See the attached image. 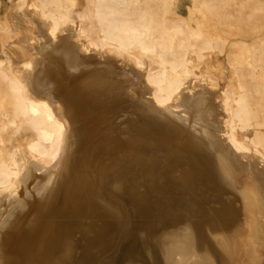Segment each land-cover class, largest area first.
I'll use <instances>...</instances> for the list:
<instances>
[{
    "label": "bare ground",
    "instance_id": "bare-ground-1",
    "mask_svg": "<svg viewBox=\"0 0 264 264\" xmlns=\"http://www.w3.org/2000/svg\"><path fill=\"white\" fill-rule=\"evenodd\" d=\"M178 1L0 0V264H99L100 173L159 264H264V0Z\"/></svg>",
    "mask_w": 264,
    "mask_h": 264
},
{
    "label": "water",
    "instance_id": "water-1",
    "mask_svg": "<svg viewBox=\"0 0 264 264\" xmlns=\"http://www.w3.org/2000/svg\"><path fill=\"white\" fill-rule=\"evenodd\" d=\"M125 179V173H100L97 179L99 198L116 211L119 221L117 240L99 264H159L147 225L109 192V185Z\"/></svg>",
    "mask_w": 264,
    "mask_h": 264
},
{
    "label": "rangeland",
    "instance_id": "rangeland-1",
    "mask_svg": "<svg viewBox=\"0 0 264 264\" xmlns=\"http://www.w3.org/2000/svg\"><path fill=\"white\" fill-rule=\"evenodd\" d=\"M189 1L190 0H179L178 1V5H179V13H181L183 16H186L187 15V5L189 4ZM18 21L20 24H22V21L18 18ZM261 35L264 34V31H262L260 33ZM258 43V42H257ZM261 43V42H260ZM220 64L222 66V69H223V73H222V79H221V82H225L228 74H229V70H228V63H227V60L225 58H222L221 61H220ZM208 159V162L209 164L215 169V171L218 172V175H220L221 177V174H220V166H218L217 162H214L212 160V158H209L207 157ZM255 251L253 252V256L255 255Z\"/></svg>",
    "mask_w": 264,
    "mask_h": 264
}]
</instances>
